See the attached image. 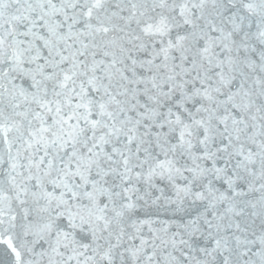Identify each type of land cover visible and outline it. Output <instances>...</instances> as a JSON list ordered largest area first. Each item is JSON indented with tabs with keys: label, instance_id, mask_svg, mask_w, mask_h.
Wrapping results in <instances>:
<instances>
[{
	"label": "snow or ice",
	"instance_id": "obj_1",
	"mask_svg": "<svg viewBox=\"0 0 264 264\" xmlns=\"http://www.w3.org/2000/svg\"><path fill=\"white\" fill-rule=\"evenodd\" d=\"M0 264H264V0H0Z\"/></svg>",
	"mask_w": 264,
	"mask_h": 264
}]
</instances>
